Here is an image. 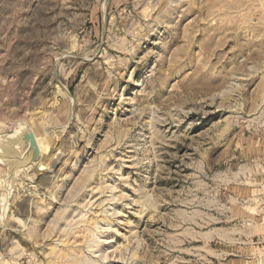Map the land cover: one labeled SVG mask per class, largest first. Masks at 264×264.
I'll return each instance as SVG.
<instances>
[{
	"label": "rangeland",
	"instance_id": "obj_1",
	"mask_svg": "<svg viewBox=\"0 0 264 264\" xmlns=\"http://www.w3.org/2000/svg\"><path fill=\"white\" fill-rule=\"evenodd\" d=\"M0 264H264V0H0Z\"/></svg>",
	"mask_w": 264,
	"mask_h": 264
},
{
	"label": "water",
	"instance_id": "obj_2",
	"mask_svg": "<svg viewBox=\"0 0 264 264\" xmlns=\"http://www.w3.org/2000/svg\"><path fill=\"white\" fill-rule=\"evenodd\" d=\"M55 71H56V76L58 75V71H57V68L55 67ZM33 143H34V141H33Z\"/></svg>",
	"mask_w": 264,
	"mask_h": 264
},
{
	"label": "bare ground",
	"instance_id": "obj_3",
	"mask_svg": "<svg viewBox=\"0 0 264 264\" xmlns=\"http://www.w3.org/2000/svg\"><path fill=\"white\" fill-rule=\"evenodd\" d=\"M96 236V235H95ZM89 261V260H88Z\"/></svg>",
	"mask_w": 264,
	"mask_h": 264
}]
</instances>
